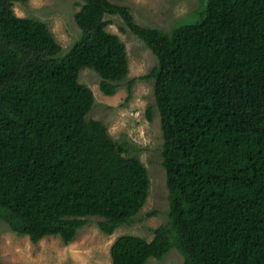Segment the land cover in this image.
I'll return each instance as SVG.
<instances>
[{"label": "trees", "instance_id": "16d2710c", "mask_svg": "<svg viewBox=\"0 0 264 264\" xmlns=\"http://www.w3.org/2000/svg\"><path fill=\"white\" fill-rule=\"evenodd\" d=\"M27 1L0 0V220L67 244L87 217L111 234L144 205L147 169L88 117L94 95L78 80L91 69L113 95L126 78L125 43L107 29L116 15L156 58L127 92L153 80L169 212L149 241L118 236L111 263L176 249L182 264H264V0H198L199 20L170 29L137 23L126 0H81L64 54L45 22L15 14Z\"/></svg>", "mask_w": 264, "mask_h": 264}, {"label": "rangeland", "instance_id": "374dc122", "mask_svg": "<svg viewBox=\"0 0 264 264\" xmlns=\"http://www.w3.org/2000/svg\"><path fill=\"white\" fill-rule=\"evenodd\" d=\"M129 7L135 21L145 26L170 29L176 18L181 22L198 21L191 14L198 0H126L119 1ZM81 0H29L15 2L17 16L32 17L46 23L64 54L79 37L80 29L74 20ZM190 13V14H188ZM187 14V15H185ZM185 15V16H184ZM112 24L108 31L117 34L125 43L129 62L126 78L113 95H105L99 89V75L91 69L79 72V82L90 87L94 104L88 117L102 120L116 142L127 143L126 155L137 157L149 175L148 195L139 212L111 234H103L96 216L87 217L75 238L65 244L59 236H46L32 243L28 235L18 234L0 220V262L3 264H112L110 247L123 234L140 236L147 241L153 237V229L168 219L169 201L165 170L162 165V135L160 118L154 105L153 80L137 79L127 92V83L145 75L156 64V58L144 43L128 29L121 30L123 22L118 16H108ZM151 105L152 118L145 116ZM183 257L171 249L161 259L150 258L145 264H182Z\"/></svg>", "mask_w": 264, "mask_h": 264}]
</instances>
